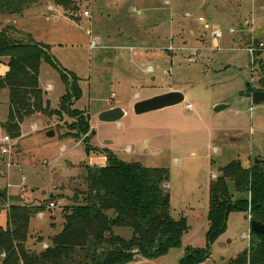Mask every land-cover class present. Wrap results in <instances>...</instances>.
<instances>
[{"label": "rangeland", "instance_id": "obj_1", "mask_svg": "<svg viewBox=\"0 0 264 264\" xmlns=\"http://www.w3.org/2000/svg\"><path fill=\"white\" fill-rule=\"evenodd\" d=\"M74 6L64 12L53 0H41L21 16H0V29L9 24L16 40L31 38L49 47L57 69L42 62L38 78L49 109L60 111L66 94L60 72L73 74L82 95L71 110L88 118V131L80 140L68 135L74 120L64 112L26 119L20 138L13 139L16 147L10 158L15 166L9 172L0 167V194L7 198L4 205L0 202V227L6 224L7 203L43 206L38 212L43 217L36 214L30 221L26 248L44 250L48 238L62 229V209L87 189V170L106 167L113 156L127 164L167 170L160 188L169 194L170 217L183 218L188 226L179 247L129 264H181L185 249L208 247L209 186L219 169L233 161L244 169L257 159L264 161V103L253 105L245 98L247 89L257 91L258 80L264 81V0H74ZM198 17L222 31V39L214 42L219 50L212 49ZM96 37L99 43L91 48ZM249 46L261 49L260 56L252 59ZM138 53L145 60H137ZM149 66L153 74L144 73ZM5 73L0 64V77ZM48 86L51 91L46 92ZM169 91L181 92L184 102L139 116L133 113L136 94L145 100ZM218 105L226 108L215 112ZM114 107L125 116L116 123H100L98 114ZM7 115L8 91L3 90L0 123ZM50 132L52 137L47 136ZM228 186L233 192L232 183ZM49 203L54 207L48 209ZM245 216L228 214L225 230L209 243L202 264H230L248 250ZM114 233L130 236L127 230Z\"/></svg>", "mask_w": 264, "mask_h": 264}, {"label": "trees", "instance_id": "obj_2", "mask_svg": "<svg viewBox=\"0 0 264 264\" xmlns=\"http://www.w3.org/2000/svg\"><path fill=\"white\" fill-rule=\"evenodd\" d=\"M39 1L0 0V16H21ZM53 3L64 12L75 9L74 0H53ZM11 29L10 26L0 29V60L7 59L6 73L0 77V92L8 91V115L0 126L2 131L11 139H19L20 127L26 119L36 114L61 116L64 112L74 120L70 125L73 133L70 131L72 134L68 135L80 140L88 131V118L81 111L71 110L82 95L79 79L60 72L66 94L61 98L60 111H51L38 85L42 62L57 69L49 47L31 38L18 41L10 35ZM255 56L259 57L260 52ZM258 83L257 91H264L263 79ZM167 175L165 169L127 164L110 156L106 167L87 170V189L76 193L71 205L62 209L61 231L48 238L49 245L38 253L29 251L26 244L30 221L43 206L10 203L5 227H0V264H73L80 258L79 264H129L139 258L153 259L166 254L180 246L188 230L185 219L170 217L169 194L160 188ZM228 183H232L233 192L229 191ZM0 202L3 205L7 202L4 194ZM230 212L245 213L250 221L264 224V163L252 162L244 169L233 161L219 169V176L209 186L208 247L185 249L181 264H202L208 259L209 243L225 230ZM116 229L127 230L130 236L116 235ZM230 264H264V235L250 232L248 250Z\"/></svg>", "mask_w": 264, "mask_h": 264}, {"label": "water", "instance_id": "obj_3", "mask_svg": "<svg viewBox=\"0 0 264 264\" xmlns=\"http://www.w3.org/2000/svg\"><path fill=\"white\" fill-rule=\"evenodd\" d=\"M249 84L247 87L249 88ZM245 98L249 99L253 105H259L264 103V92L262 91H253L247 92L245 94ZM184 102V95L178 91H169L167 93L157 95L145 100L137 101L132 108V111L135 115H143L159 110H163L166 108H170L176 105H179ZM226 106L218 105L215 107V112H220L224 110ZM125 116V111L119 107L110 108L108 110L102 111L98 114V121L100 123H116L120 121ZM48 137H52L53 133L50 132L47 134ZM255 164L261 163L262 160H255ZM239 164V162H238ZM0 198H2V194H0ZM247 220V216L244 217ZM249 230L251 233L255 235H264V224L260 222L250 221L249 222Z\"/></svg>", "mask_w": 264, "mask_h": 264}, {"label": "built area", "instance_id": "obj_4", "mask_svg": "<svg viewBox=\"0 0 264 264\" xmlns=\"http://www.w3.org/2000/svg\"><path fill=\"white\" fill-rule=\"evenodd\" d=\"M85 16H88L87 12L85 13ZM186 17L189 18L190 16L188 14H186ZM197 20H198V22L205 23V21L202 17H198ZM206 29L209 32V36H210L211 40L213 41L212 49L214 51L219 50L217 44L214 42L222 39V37H223L222 31L218 27H212L211 25H207ZM229 33H233V30H229ZM98 43H99V39L97 37L94 38V40L91 43V48L96 47L98 45ZM128 50L130 52H132L134 50V48H128ZM258 51H261V49L257 50L253 46H249L247 48V52L250 54L252 59L254 58L255 53ZM153 72H154V70L151 66L147 67L144 70V73H146V74H153ZM165 74H167V73H165ZM112 97H114V95H112ZM135 98L137 99L138 96L135 95ZM110 101L111 100H108V102H110ZM188 107L190 109V106H188ZM252 109L253 108L250 107L249 111L251 112ZM237 113L238 112H235V114H237ZM15 147H16V144L14 143V140L11 139L6 133L1 132L0 133V167H2L7 172H9V170L15 166V165L13 166L11 158H10ZM126 151H129V150H126ZM212 178L214 179L215 175H213ZM24 182H25V179L23 177H21V184H23ZM21 191H23V190H21ZM9 205L10 204L7 203L5 205V207L8 208ZM53 207H54L53 203L48 204V209L53 208ZM37 216L42 217V213L38 214ZM247 221L250 222V216H247ZM245 238L248 239L250 242V230H249V234H247L245 236ZM46 248H47V246L43 245V249H46Z\"/></svg>", "mask_w": 264, "mask_h": 264}, {"label": "crops", "instance_id": "obj_5", "mask_svg": "<svg viewBox=\"0 0 264 264\" xmlns=\"http://www.w3.org/2000/svg\"><path fill=\"white\" fill-rule=\"evenodd\" d=\"M48 9H49V8H48ZM7 24H8V23H7ZM7 24H6V25H7ZM202 24H203L204 30L207 31L206 27H207V25H210V24L207 23V22H206V23H202ZM6 25H5V26H6ZM7 26H10V25L8 24ZM129 48H132V47H129ZM3 60H4V61H3ZM137 60L143 61V60H145V59H144V57H142V54H141V53H138ZM0 62H1L0 64H3V65L5 66V64L7 63V59H1ZM38 78H39V76H38ZM249 85H250V84H249ZM39 88H40V87H39ZM41 91H42V90H41ZM45 91H46V92L51 91V87L48 86V87L46 88ZM247 92H248V91H247ZM262 92H263V91H262ZM136 95L138 96V98L136 99L135 96H134L133 99L137 102V101L140 100V97H139L138 94H136ZM43 98H44V96H43ZM44 100H45V99H44ZM109 109H110V108H109ZM107 110H108V109H107ZM4 122H5V121H4ZM4 122H3V123H4ZM3 123H0V126H1V124H3ZM22 125H23V124H22ZM22 125H21V126H22ZM20 128H21V127H20ZM31 129H32V130H36V127H35L34 124L31 125ZM0 132H3L2 129H1V127H0ZM75 142H76V141H75ZM146 143H147V142H146ZM146 143H145V144H146ZM147 145H148V143H147ZM148 147H149V146H147V148H148ZM20 191H21V190H20ZM21 192H23V191H21ZM42 217H43V216H42Z\"/></svg>", "mask_w": 264, "mask_h": 264}]
</instances>
